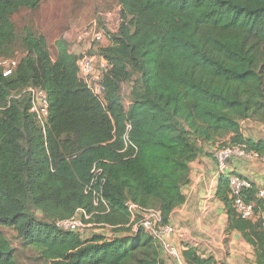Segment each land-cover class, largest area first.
<instances>
[{"label":"trees","instance_id":"obj_1","mask_svg":"<svg viewBox=\"0 0 264 264\" xmlns=\"http://www.w3.org/2000/svg\"><path fill=\"white\" fill-rule=\"evenodd\" d=\"M43 1L0 0V59L15 54L12 15ZM119 3V28L99 51L107 62L104 101L81 79L80 55L64 39L53 57L46 37L26 29L14 72L4 76L0 66V264H18L3 226L45 264H167L157 240L133 230L127 201L159 209L168 224L207 144L224 141L264 156V140L245 137L241 125L264 123V0ZM30 86L48 94L46 132L31 111ZM94 170L100 173L92 185ZM89 187L106 205L95 206ZM257 190L246 192L255 206L251 218L234 208L228 176L219 195L227 231H240L264 264V199ZM79 209L101 232L83 236L57 226ZM182 253L187 264L216 262L193 246Z\"/></svg>","mask_w":264,"mask_h":264},{"label":"crops","instance_id":"obj_2","mask_svg":"<svg viewBox=\"0 0 264 264\" xmlns=\"http://www.w3.org/2000/svg\"><path fill=\"white\" fill-rule=\"evenodd\" d=\"M241 125L245 137L264 140V123L248 119L242 121ZM223 142L207 144L205 152L191 163L190 182L182 189L185 202L173 211L169 219L175 227L170 240L181 253L188 246H193L203 257L213 256L215 264H259L255 248L242 233L238 230L227 231V205L219 195V189L222 177L231 174L248 178L258 189L264 183V156L234 155L228 161L227 170L221 172L215 153ZM96 232L101 231L91 230L90 235ZM103 233L111 235L110 230ZM162 254L167 264H187L183 255L182 262H179L165 252Z\"/></svg>","mask_w":264,"mask_h":264},{"label":"built area","instance_id":"obj_3","mask_svg":"<svg viewBox=\"0 0 264 264\" xmlns=\"http://www.w3.org/2000/svg\"><path fill=\"white\" fill-rule=\"evenodd\" d=\"M86 36H90V33L87 32ZM101 40V33H95L93 41L99 42ZM0 66L2 67L3 75L10 76L17 67V60L7 58L0 59ZM78 66L81 79L88 85L96 97L104 101L105 87L103 85L102 77L103 71L107 67L106 59L97 54L84 53L80 55ZM25 92L30 96L31 111L35 114L36 121L46 132L50 107V101L46 90L30 86ZM130 130L131 125L127 124L126 136H128ZM234 155L250 157L261 156L254 151H246L242 147L223 145L215 153L219 171L225 172L227 170L228 161ZM94 172L95 177L93 178L92 185L97 183V177L100 173L98 170H94ZM228 182L230 189L229 195L237 213L244 218H251L254 215L255 206L254 203L247 202L246 192L254 186L252 181L246 177L231 174L228 176ZM92 189L95 206H99L101 203L106 205V201L101 196L99 190L89 187L87 191ZM256 196L260 199H264V183L258 188ZM126 206L130 213L131 223H133V230L137 231L139 228H143L157 240L163 252L168 254L171 258L182 262L183 258L181 251H179L170 240L171 235L175 233V227L171 223L163 224L161 211L153 207H143L131 200L127 201ZM83 218L88 219L90 216L85 210L79 209L72 217L58 220L57 226L63 230L78 232L85 236L87 230L94 228L95 226L86 223Z\"/></svg>","mask_w":264,"mask_h":264},{"label":"rangeland","instance_id":"obj_4","mask_svg":"<svg viewBox=\"0 0 264 264\" xmlns=\"http://www.w3.org/2000/svg\"><path fill=\"white\" fill-rule=\"evenodd\" d=\"M120 10L119 0H44L37 9L21 8L12 15L17 33L15 54L5 57L19 59L23 55L21 40L26 29L46 37L53 57L57 53L56 42L59 39L66 40L76 55H99L101 48L111 44L109 33L119 28ZM87 32L90 36H86ZM95 33H101V41H93ZM130 91L131 84H124L122 96L126 105L130 101ZM2 229L15 249L18 264H45L38 251L22 242L14 229L7 226ZM90 231L87 230L89 235Z\"/></svg>","mask_w":264,"mask_h":264}]
</instances>
